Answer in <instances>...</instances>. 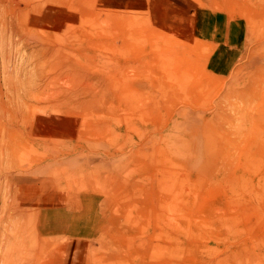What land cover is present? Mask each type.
Here are the masks:
<instances>
[{
  "label": "rangeland",
  "instance_id": "rangeland-1",
  "mask_svg": "<svg viewBox=\"0 0 264 264\" xmlns=\"http://www.w3.org/2000/svg\"><path fill=\"white\" fill-rule=\"evenodd\" d=\"M77 238L264 264V0H0V264Z\"/></svg>",
  "mask_w": 264,
  "mask_h": 264
},
{
  "label": "crops",
  "instance_id": "crops-1",
  "mask_svg": "<svg viewBox=\"0 0 264 264\" xmlns=\"http://www.w3.org/2000/svg\"><path fill=\"white\" fill-rule=\"evenodd\" d=\"M205 16L200 15L198 13L197 16V21H196V32L204 33L205 30L206 32L209 31V29L206 28L207 22L205 21ZM48 220V219H46ZM82 240H87L84 238H77V239H71L66 242V244L63 246L64 249L62 250V254L60 255V263L61 264H73V257L76 256V252H80V247H81V241ZM80 241V242H79ZM79 242V246L77 247Z\"/></svg>",
  "mask_w": 264,
  "mask_h": 264
}]
</instances>
